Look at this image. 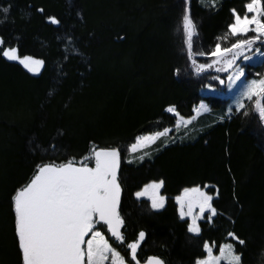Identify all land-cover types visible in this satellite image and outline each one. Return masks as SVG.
<instances>
[{
  "label": "trees",
  "instance_id": "trees-1",
  "mask_svg": "<svg viewBox=\"0 0 264 264\" xmlns=\"http://www.w3.org/2000/svg\"><path fill=\"white\" fill-rule=\"evenodd\" d=\"M183 1L0 0V8L11 5L0 23L3 47L44 61L42 71L32 75L0 48V264H22L11 197L38 164L79 161L93 147H118L125 156L139 136L177 126L169 106L192 118L202 101L212 117L200 135L159 143L149 159L122 164L125 243L115 241L105 226L97 228L127 261L126 244L145 231L141 259L157 255L167 264H196L206 256L208 241L216 255L220 245L232 242L244 264H264V121L248 104L247 116L241 111L228 117V100L201 95L207 73L192 71L194 56L188 49L182 53L176 34L180 25L184 29ZM248 2L218 0L210 8L189 0L204 52L211 53L217 38L226 36L232 9L243 15ZM52 16L61 23H50ZM161 179L166 206L152 212L134 195ZM197 186L208 187L219 213L200 222L199 237L187 231L189 221L180 219L175 201L185 188ZM229 232L246 244L232 241Z\"/></svg>",
  "mask_w": 264,
  "mask_h": 264
},
{
  "label": "snow or ice",
  "instance_id": "snow-or-ice-1",
  "mask_svg": "<svg viewBox=\"0 0 264 264\" xmlns=\"http://www.w3.org/2000/svg\"><path fill=\"white\" fill-rule=\"evenodd\" d=\"M184 3L186 6L183 27L187 35L188 55L191 58L192 38L198 33L190 9L187 7L189 0H184ZM211 6H216L215 0H212ZM10 9L11 5L0 8V13L3 14L0 23L7 20ZM245 9L246 13L243 15L232 9L234 22L228 26L225 37L217 38L226 40L228 37H233L236 38L234 42L227 47L217 43L211 53L200 52L199 55H209L215 57V60L211 63L197 64L193 59L192 65L198 75L212 68H215L216 72L231 70L227 78V87L230 90L240 89L237 109L247 116L249 114L246 110L247 106L251 105L259 114V119L264 121V78L241 81V77L245 75L244 69L236 66V61L241 56H244L245 60H250L251 57L245 53L253 51L254 48L264 64V52H261V48H264V0H250L245 5ZM37 11L43 12L44 9L39 8ZM48 19L54 25L61 23L54 16ZM249 33L254 35L249 36ZM4 44L3 37H0L2 55L7 60L18 61L33 73L44 65L42 59L31 56L21 57L18 55V48H4ZM257 45L259 46L256 47ZM176 75H179V70L176 71ZM213 79L219 80L221 85L225 84V81L219 77ZM236 81H241V84L237 85ZM200 109L210 111L204 104L200 105ZM166 111L180 116L174 106H169ZM231 113L232 109L229 108L227 114L230 116ZM180 119L184 120L183 117ZM184 122L187 125L191 124L192 120L188 119ZM170 131L171 129H164L149 135H141L129 150L136 153L141 148L156 143ZM139 158L142 162L144 156L141 155ZM85 161H94V166H89ZM120 165L121 152L118 147L100 149L93 147L90 155L79 161L72 158L63 163L49 161L36 166L31 179L17 188L11 197L15 235L22 264H131L132 261L141 264L137 253L147 238L145 231H140L135 241L126 244V248L130 250V261H126L125 256L121 255L97 229L98 224L105 226L115 241L125 243V235L122 232L125 228V219L120 211L123 194L119 180ZM164 183L163 179L152 182L142 191H137L135 196L137 199L147 197L151 201V210L161 211L166 205V197L160 193ZM218 194L217 190L216 195ZM175 199L179 205L180 219H190L187 231L193 236L201 235V220L207 219L211 222L213 217L219 215L213 205L214 195L199 186L185 188L182 195ZM228 237L240 246L246 244V241L234 232H229ZM203 249L206 256L198 259L196 264H222V262L244 264L243 252H237L236 244L232 242L220 245L218 255L214 254V242L210 244L205 241ZM146 264H166V261L157 256H150Z\"/></svg>",
  "mask_w": 264,
  "mask_h": 264
},
{
  "label": "rangeland",
  "instance_id": "rangeland-1",
  "mask_svg": "<svg viewBox=\"0 0 264 264\" xmlns=\"http://www.w3.org/2000/svg\"><path fill=\"white\" fill-rule=\"evenodd\" d=\"M199 2L201 4H203L204 6H206V7H210V8L212 7L211 6L212 0H199ZM217 3H218V0H215V5H217ZM185 6L186 5H185V3L183 1L182 2V6H181V9L183 10L182 14L184 13ZM181 21H183V18H181ZM196 29H197V25H196ZM176 34H178V36H180V38L182 40V45H183L182 46L183 47L182 53L185 55V50L188 49L187 48V39H186V37H184V35L186 33L184 32V29L182 28L181 25H180V28L178 29V31L176 32ZM252 35H254V34L253 33H249V36H252ZM184 39L186 41L185 44H184ZM235 39L236 38L232 37V39H230V40H220L219 43L221 44L222 47H227V46H230V44L232 42H234ZM192 44H193V48H192L193 55H192V57L194 56L192 58V60L195 59L197 64L211 63L212 61L215 60V57H212V56H209V55H204V56L199 55L200 52H204L203 49H202L201 42L199 40V34L193 36ZM258 46L259 45H257L256 47H258ZM261 52H264V48H261ZM204 53H206V52H204ZM245 55L251 57V59L250 60H245L244 56H241L240 59L236 61V66L242 67L244 69L245 75H244V77H241V81H243L245 79L250 81L251 79L259 80L261 78H264V64H262L261 58L255 52V48L251 52H246ZM15 62L19 63L18 61H15ZM42 67H39L37 69V72H35V73L30 72L25 67L24 68L32 75H38L42 71ZM191 68H192V71L195 70L193 65H191ZM230 71L231 70H229L227 72H225V71L216 72L215 68L209 69L208 71H204L205 73H207V76L205 78H207V81H209L208 82L209 84L205 85L204 88L201 90V95L204 96V97L212 96V97H219L221 99L228 100V109L229 108L232 109V113H231L230 116L227 114L228 113V109H227L226 115L228 117H231L235 112H241V110H238L237 107H236L237 99L239 98L240 89L239 88H233V89L230 90L227 87V78H228V76L230 74ZM204 72H201V73H204ZM213 77H219L221 80L225 81V84L221 85L219 83V80L213 79ZM201 80L203 81V78H201ZM241 81H236V84L240 85ZM201 104H204L208 109H210L209 105L206 102L202 101L195 107L194 116L192 118H184L183 117L184 120H181L180 119L181 116L178 117L175 114L170 113L171 115L177 117V120H178L177 121V125H179V127L176 126L174 129H171V131L168 132L167 135H165V136L161 137L160 139H158L156 141V143L150 144L147 147H143L140 150H138L136 153H132L129 150L130 149V147H129L128 150H127V153L125 154V156L123 155V163L127 164V165L128 164L141 163V160L139 158L141 155L144 156L143 161H145L146 159H149L154 154V152H156V148H154V147L156 145H158L159 143L162 146H165L166 144L170 143L171 141H182V140H185V139H193L197 135H200V133L203 131V128L205 127V124L208 123V122H211L210 117H212L211 109H210V111H203V110L200 109V105ZM245 104L247 105L248 102L245 101ZM197 110H199V112ZM188 119H191L192 123L186 125L184 121H186ZM223 120H224V118H219V121H223ZM128 160H132L133 162L132 163H128L127 162ZM85 163H86V161H85ZM143 188L140 191H142ZM202 189L207 191L208 187L207 188H202ZM160 193H162V189L160 190ZM182 193L180 195H182ZM134 198H135V200L138 203L148 202L149 204H151V201L148 200L147 197H143V198L137 199L136 196L134 195ZM175 201H176V199H175ZM177 206H178V214H179V205L177 204ZM163 210H161V211H163ZM151 211L152 212H161V211H153V210H151ZM205 215H208V214L206 213ZM187 221H189V223H190V219H188ZM201 221H203V220H201ZM191 235H193V234H191ZM222 263H224V262H222Z\"/></svg>",
  "mask_w": 264,
  "mask_h": 264
},
{
  "label": "water",
  "instance_id": "water-1",
  "mask_svg": "<svg viewBox=\"0 0 264 264\" xmlns=\"http://www.w3.org/2000/svg\"><path fill=\"white\" fill-rule=\"evenodd\" d=\"M121 166H122V154H121V165H120V168H121ZM138 238V237H137ZM136 238V239H137ZM136 239H134V240H132V241H135ZM132 241H130V242H132ZM129 242V243H130ZM143 244H144V242L141 244V246H140V249L138 250V253H137V258L141 261V264H146V260H147V258L148 257H150V256H157V255H148L145 259H141V256H140V253H141V249H142V247H143ZM128 250V252H129V260H130V250L129 249H127ZM157 257H159V256H157ZM161 258V257H160ZM132 264H135V262L134 261H132L131 262ZM167 264V263H166Z\"/></svg>",
  "mask_w": 264,
  "mask_h": 264
},
{
  "label": "flooded vegetation",
  "instance_id": "flooded-vegetation-1",
  "mask_svg": "<svg viewBox=\"0 0 264 264\" xmlns=\"http://www.w3.org/2000/svg\"><path fill=\"white\" fill-rule=\"evenodd\" d=\"M89 166H94V164L93 165H90V164H88ZM115 239V238H114Z\"/></svg>",
  "mask_w": 264,
  "mask_h": 264
}]
</instances>
